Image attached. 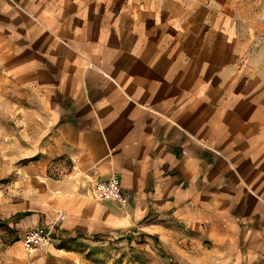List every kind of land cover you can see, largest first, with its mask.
I'll list each match as a JSON object with an SVG mask.
<instances>
[{
    "label": "crops",
    "instance_id": "crops-1",
    "mask_svg": "<svg viewBox=\"0 0 264 264\" xmlns=\"http://www.w3.org/2000/svg\"><path fill=\"white\" fill-rule=\"evenodd\" d=\"M0 69L42 104L70 166L30 199L27 229L60 242L167 225L196 232L201 264H264L256 20L226 0H0ZM95 174L123 200L93 195Z\"/></svg>",
    "mask_w": 264,
    "mask_h": 264
},
{
    "label": "rangeland",
    "instance_id": "rangeland-1",
    "mask_svg": "<svg viewBox=\"0 0 264 264\" xmlns=\"http://www.w3.org/2000/svg\"><path fill=\"white\" fill-rule=\"evenodd\" d=\"M226 3L231 14L264 26V0ZM37 100L0 69V264H201L207 258L208 247L195 231L167 225L161 234L153 229L149 235L114 232L99 239L51 240L43 247H27L23 234L37 212L28 206L30 199L48 198L51 182L70 178L65 175L68 162L52 148L55 137ZM19 211L29 215L12 226L9 218Z\"/></svg>",
    "mask_w": 264,
    "mask_h": 264
},
{
    "label": "built area",
    "instance_id": "built-area-1",
    "mask_svg": "<svg viewBox=\"0 0 264 264\" xmlns=\"http://www.w3.org/2000/svg\"><path fill=\"white\" fill-rule=\"evenodd\" d=\"M91 188L97 197H109L116 201H122L124 195L121 190L120 182L117 176L111 175L108 178H102L99 175H93ZM52 239L50 228L34 227L23 234V242L27 247H43L49 245Z\"/></svg>",
    "mask_w": 264,
    "mask_h": 264
},
{
    "label": "trees",
    "instance_id": "trees-1",
    "mask_svg": "<svg viewBox=\"0 0 264 264\" xmlns=\"http://www.w3.org/2000/svg\"><path fill=\"white\" fill-rule=\"evenodd\" d=\"M93 239H99V238L95 236V237H93Z\"/></svg>",
    "mask_w": 264,
    "mask_h": 264
}]
</instances>
